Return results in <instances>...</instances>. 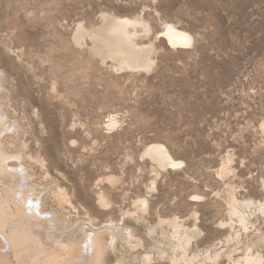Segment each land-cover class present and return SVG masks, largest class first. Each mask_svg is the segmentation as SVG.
Segmentation results:
<instances>
[{"label":"rangeland","instance_id":"rangeland-1","mask_svg":"<svg viewBox=\"0 0 264 264\" xmlns=\"http://www.w3.org/2000/svg\"><path fill=\"white\" fill-rule=\"evenodd\" d=\"M105 13L150 23L136 38L154 45L150 68L103 62L90 39L76 43L78 25L98 26ZM168 22L194 42L173 44ZM0 69L17 146L40 155L26 162L48 186L45 207L78 229L114 220L143 239H120L102 264H174V221L198 228L190 252L202 264L264 257V0H0ZM152 143L184 163L161 167L143 155ZM59 186L73 206L53 198ZM235 203H252L248 229Z\"/></svg>","mask_w":264,"mask_h":264},{"label":"bare ground","instance_id":"bare-ground-1","mask_svg":"<svg viewBox=\"0 0 264 264\" xmlns=\"http://www.w3.org/2000/svg\"><path fill=\"white\" fill-rule=\"evenodd\" d=\"M139 27L141 31L138 30ZM150 31V23L143 19L105 13L98 26L87 27L80 23L73 38L78 44L90 39L93 54L103 62L111 58L121 68H150L153 43L139 44L136 41L139 35ZM164 32L173 44L190 45L194 42V37L188 31L179 29L173 23L168 22ZM4 74L0 69V264H102L108 250L117 247L120 239L129 241V245L131 241L141 243L143 239L137 236L136 229L124 223L110 220L104 226H99L91 218L92 222H87L91 227L89 232L85 224L79 229L72 227L74 223L71 225L68 218L62 217V212L45 207L48 186L35 182L36 175L32 172V166L26 162V158L38 161L40 155H28L21 148L23 145L17 146L23 136H20L22 132L16 125L18 121L12 123L13 118L5 108L6 99L3 102L1 99V91L5 88L2 83ZM11 147L18 148L11 150ZM143 155L151 157L163 168L184 163L183 160L175 158L163 143H152L146 147ZM108 179L117 183L121 178L110 174ZM53 198L73 206L67 190L62 186L54 191ZM100 202L105 205L109 201L101 194ZM138 202L136 214H133L141 219V213L148 209L149 201L141 198ZM251 205L252 203L232 205V214L246 229L252 223L253 213L249 212ZM258 210L264 213V202L259 203ZM171 225L172 236L178 240L175 250H180L179 256L172 259L173 263L180 264L182 260H189L194 264H202L201 260H196L199 256L190 252L192 239L198 228L185 230L176 221ZM216 257H221V253L214 256L208 254L205 259ZM146 260H150V256H146L144 261ZM243 260L248 264H264L261 254L247 253ZM124 261L120 259L115 264H125Z\"/></svg>","mask_w":264,"mask_h":264}]
</instances>
